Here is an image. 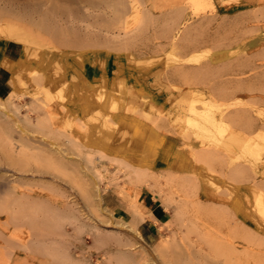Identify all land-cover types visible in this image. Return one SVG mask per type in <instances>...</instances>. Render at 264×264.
Returning <instances> with one entry per match:
<instances>
[{"label":"rangeland","instance_id":"1","mask_svg":"<svg viewBox=\"0 0 264 264\" xmlns=\"http://www.w3.org/2000/svg\"><path fill=\"white\" fill-rule=\"evenodd\" d=\"M120 15L129 26L112 28L115 16ZM171 15L181 21L171 30L175 43L165 39L163 31ZM142 19L149 25L140 29ZM1 25H18L30 36L29 44L16 41L22 51L28 45L30 53L26 60H18L22 69L12 93L19 118L27 108L35 110L30 113L34 124L17 121L18 114L8 109L0 119L15 128L24 126L31 146L41 152L64 150L63 156L53 155L74 162L77 170L56 172L45 157L26 165L12 162L34 171L28 172L33 175L26 182H14L20 190L41 192V199L53 202L59 197L51 188L56 180L54 184L77 201L79 220L63 224L56 235L61 246L77 257L86 254L93 264L105 251L127 255L124 264H200L202 241L187 226L182 231L170 230L168 220L159 226L157 235L144 240L138 223L126 222L123 212L105 204L107 196L118 203L128 197L130 206L134 202V196L126 192L131 186L126 178L129 169L119 170L111 162L153 169L151 160L167 136L176 137L181 146L169 165L196 184L198 226L210 229L213 241L228 246L226 230L234 225L264 235V0H0ZM62 34L76 37L79 43L62 42ZM87 52L116 60L110 79L92 81L83 76L75 59ZM37 75L44 79L39 86L34 83ZM38 113L53 119L59 131L35 126ZM79 151L100 157L102 163L98 161L97 166L105 164L101 168L114 180L103 201L97 200L94 171L85 168ZM204 152L213 153L211 162H206ZM31 153L36 156L38 149ZM237 165L243 167L235 176L231 169ZM55 173L61 182L53 178ZM160 181L166 183L162 177ZM68 183L77 191L70 190ZM7 186L0 188V199L14 195ZM60 199L65 201V197ZM235 199L241 203L238 212L231 207ZM218 207L225 209L219 221L213 219ZM3 211L0 218L6 220L11 210ZM10 223H0L1 230L16 237L20 231L33 240L37 237L29 225ZM76 224L98 225L105 247L91 248L93 235L75 232ZM165 234L174 238L170 254L155 250ZM236 240L238 252L248 254L249 262L264 264V249ZM220 256H213L208 264H233Z\"/></svg>","mask_w":264,"mask_h":264},{"label":"bare ground","instance_id":"2","mask_svg":"<svg viewBox=\"0 0 264 264\" xmlns=\"http://www.w3.org/2000/svg\"><path fill=\"white\" fill-rule=\"evenodd\" d=\"M148 12H152V11L148 10ZM172 15H175V14H172ZM172 15L169 16L170 18L168 20H166L165 22L166 27L163 31H165L164 33L166 34L165 39L168 37V39H170L169 42L175 43L176 39H175V35L173 34V31H175L174 27L176 29L181 24V21L179 19V16L175 17ZM141 16L142 18L143 17L146 18L145 14ZM44 17L48 19L47 15H45ZM125 22L126 21L124 20V18L121 17V15L115 16L114 22L112 23V28L117 27V28L126 29L127 26H129L128 25L129 23L127 24ZM148 25L149 24L145 21V19H142L138 26H140L139 27L140 29H143L147 27ZM108 28H111V27H108ZM171 30L173 31L171 32ZM0 36L3 38L0 41V62L5 64L6 66L11 67L12 72H13L12 83L14 87H16L17 79L22 69L21 64L18 61L16 62V61H13L12 59L4 57L3 49L10 40L29 44L30 36L27 35V31L25 28H20L18 25H14L10 27L1 25L0 26ZM59 37H61L59 39L65 43H75V44L79 43L77 38L74 36H66L65 34H62V36L59 35ZM181 39L183 40V38ZM29 53H30V48L28 47V45H26L22 51V55L20 58L21 61L26 60ZM250 68L251 67H249V69ZM42 80H44L42 79V76L37 75L36 77H34L35 85L37 84L39 86ZM14 97H15L14 93L9 94L6 97V99L0 97V118L1 116L6 115L5 113L8 109L9 111H13V113L18 114L17 121L21 120L26 124H34V121H33L34 118H32L30 113L31 111H34L35 109L27 108V111H26L27 113L25 114V116L19 118L20 108L15 102ZM2 99L5 101H2ZM206 100H207V104L211 103L210 99H206ZM41 115L38 113L35 116V119H36L35 126L42 128V129L47 128L50 130H55L57 132L59 131V129H57L53 125L54 124L52 122L53 119L51 121L47 117L41 116ZM25 131H26V128L24 126H19V128H15L11 126L10 121L0 119V161H1L0 163L3 164L4 162V165L2 164L0 165V178L4 179V181L0 182V188L4 187L5 185L6 186L8 185L7 187L11 188L10 190L14 191V195L12 197H7V196L5 197L3 195L4 198L0 199V212H2L4 209L11 210V213L9 214V217H11V219H9V217H8L9 220L8 219L3 220L0 218V223L3 222V224L9 225L11 224L10 223L11 221H14L17 223L22 222V224L24 225H29V227H31L32 230L36 233L37 237L35 238V240H33L29 238V233L27 232L24 233L23 231L22 232L20 231L18 233V235L20 236L16 237V236L10 235L7 230L6 231L3 229L1 230L0 228V264H14L13 263L14 262L13 259L15 256L14 254L18 251L25 256L26 260L29 257L32 258L34 261V263L32 264H93L85 256L86 254L83 256L77 257L75 256L74 252L70 250V248H67V246L64 247V244L61 246L62 243H59L58 238L56 237V235L59 234L58 232L60 230V226H62L65 223H74L79 220V217H77L76 212H75L76 207L74 206V203L75 202L77 203V201L73 200L74 198L70 200L72 198V197L70 198L71 194L68 195L67 192L65 193L64 188H63L64 190H61L60 184L58 182L57 184H59V186L55 185L54 183H56V180L55 182H52L53 184L51 188L55 190L56 194L59 195V197L57 198V200H54L53 202H51V200H53L52 198H49L48 200H46V198L44 197L43 199H41V196H42L40 194L41 192L29 193L26 191H22L18 188V186H15L14 182H17V183H20L21 181L26 182V180H28L27 177L31 178L33 175V174L29 175L30 173L28 172H31V171L32 173L34 172L33 170H29L27 166L25 168L24 165L20 167H18L19 165L15 166V163L13 165L12 162L15 160L19 161L20 163L22 162L26 165L31 159L38 160V159L45 157V161L47 165L52 167V169L56 172L67 173V170H68V172L70 171L69 173L72 174L76 170L74 162H70V161L64 160V158L62 157L59 158L58 156L53 155L56 153L58 154L61 153L63 156L65 152L64 150L59 149V152H56V151H52L51 149L49 150L42 149V152H41L40 149L37 148V146H31V143L29 142L30 138L27 135H25ZM67 140L69 141V143L71 142L69 138ZM32 149H38L37 155L40 157H38L37 155L34 156L33 154L35 153H31ZM77 155L84 162L86 169L94 171L95 179H96L95 180L96 188H97V200L98 202L103 201L104 199L103 194L107 192L108 189H110V187L113 186V182H114V180H111V177H108L105 174V167L104 169L101 168L102 166H106V165L104 164L101 167L97 166L98 165L97 162L99 161L100 163H102V159L100 157L93 156L90 152L82 153L79 151ZM212 155H213L212 152L211 153L204 152L203 156L207 157V160L205 159L206 162H211L213 160L212 158L214 157H212ZM123 162L124 161H122V163ZM111 163L116 164V168L119 170L123 168L129 169L128 175H126V178L128 176L127 182L131 186L129 189L126 190V192L128 195H131V197L134 196L133 197L134 202L132 203V206H131L133 213H134V218L132 220L127 219L126 222L138 223L144 220L147 216H149L148 214L149 211L146 212L148 208L145 210L146 207L144 208L142 204L140 205L137 200V197H139L138 194L141 190V187L142 186L147 187L148 189H150V191H152L154 198H157L160 201L163 200L162 202H164V205L166 208H168L170 205H174L173 217L169 220V222L167 221L169 223V226L171 227L170 230L175 229V228L177 229L180 228L181 230L180 229L179 230L182 231V227L184 226L185 228L188 227V230L190 233L192 232L193 234H196L199 236V240L202 241L201 242L202 246L200 247L204 249V253H202L203 255L200 258L198 256L199 258L198 261H200V264H208L207 261L211 260L213 256L219 257V255H222L220 257H224L226 261H228L227 259H231L233 264H252L248 260L249 255L247 253H245L247 254L246 256L244 255V253L238 252L237 250L238 246L236 247V244H237L236 239H238V241H244L247 243L252 242L256 245L255 246L256 248L264 249V235H262L261 233H255V232L251 233L250 230H243L240 228H235L237 227L236 225H234L233 228L231 227L226 230V237L223 234V236L227 238V242L230 243L229 246L220 244L216 242L215 240L213 241L212 231L210 229L201 228L200 226H198L199 224L196 223V219L194 216H197L195 215L196 214L195 212L198 210V207H197L198 203L196 200V198L198 197L195 198L196 184L194 183L193 179H191V177L186 176L185 178V177L176 175L177 173L172 174L169 171H164V172L162 171L161 173H158L157 170L133 166L127 162H124L126 163V165L124 163L120 165L121 162L114 161V160ZM123 165H125L126 167L125 166L123 167ZM236 173L233 175L237 176ZM2 175H4L5 177H3ZM58 177H59L58 174L56 173L53 174L54 179ZM160 177H162V180L165 179V182H166L165 184H162V182L160 181ZM60 179L63 180L62 178H58V181ZM68 184L70 185V183ZM72 186L74 185L72 184ZM72 186L70 185V190L71 188L74 189ZM35 187L37 186L35 185ZM74 190H76V188ZM76 191L74 192L78 194V192ZM175 192L180 193L178 198H175ZM75 193L73 195H75ZM178 193H177V196H178ZM60 196L65 197V201L61 200ZM214 210H216L217 213L215 211L216 214L213 215L214 217L213 219L214 220L216 219L219 221V217L222 215L224 216L223 211L225 209H223L222 207L221 208L218 207ZM220 211H222V213H220ZM3 213L5 212L3 211ZM128 225L129 227L131 226V224H128ZM162 226L163 225L161 224L160 227ZM132 230H134V228H132ZM74 231L78 233L87 232L88 234L93 235L94 243H93V246H91V248L95 247V249L101 250L105 247V244H106L105 237L99 231L98 225H88L87 226V225L80 224L74 228ZM21 233H23V235ZM164 236L165 237L158 242L155 250L159 252L164 250L165 253L167 251L168 254H170L172 252V243H173L172 239L174 238L172 237L171 239L169 237V234H165ZM99 259L100 260H97L95 264H124L126 260L128 259V256L122 252L105 251V253L102 254V258H99Z\"/></svg>","mask_w":264,"mask_h":264},{"label":"crops","instance_id":"3","mask_svg":"<svg viewBox=\"0 0 264 264\" xmlns=\"http://www.w3.org/2000/svg\"><path fill=\"white\" fill-rule=\"evenodd\" d=\"M3 55L4 57L12 59L13 61H18L22 55V47L16 41H9L3 49ZM75 62L78 64V68L83 74V76L92 81L100 78L108 80L112 77L113 73L117 69V63L114 58L108 55H102L100 53H84L79 57H76ZM12 77L13 72L11 67L6 66L2 62H0V97H7L14 91ZM128 77L131 78L132 76L128 73ZM142 109L148 111L150 108ZM180 147L181 146L178 144L176 137H165L161 145L159 146L156 155L151 160L152 164L154 165L153 169L157 170L158 173L167 170L172 174L177 173L176 175L186 178V176L188 175L179 173L177 170L172 169V167L169 165L173 163V154L175 152V149L177 148V150H180ZM175 162L176 161H174V163ZM241 167L243 166H233V168L231 169L232 173L235 174L241 169ZM138 196V203L140 205L142 204L144 208L146 207L145 210L148 208L146 212L149 211V216H147L144 220L138 222L137 229L142 235L143 239L146 238L149 241L155 235L158 234L159 226L173 217L174 205H170L168 208H166L162 202H159L157 199L154 198L152 191H150V189L145 186L141 187ZM129 200L130 199L126 197L125 200H120V202L118 203L117 201H115V198L107 196L105 198V204L109 208L115 210V212H123L121 216L122 218L132 220L134 218V213L130 206ZM231 207L235 212H238L241 209V203L239 199H235ZM170 210H172V215ZM14 255V264L33 263L32 258L29 257L26 260L25 256L19 251L16 252Z\"/></svg>","mask_w":264,"mask_h":264}]
</instances>
